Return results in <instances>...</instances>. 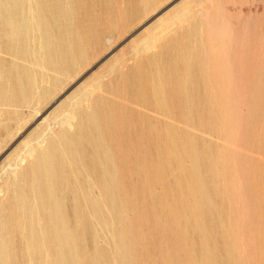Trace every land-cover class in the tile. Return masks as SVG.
Segmentation results:
<instances>
[{"label":"bare ground","instance_id":"1","mask_svg":"<svg viewBox=\"0 0 264 264\" xmlns=\"http://www.w3.org/2000/svg\"><path fill=\"white\" fill-rule=\"evenodd\" d=\"M168 1L0 0V143ZM143 29L20 139L0 264H264L240 226L242 184L264 186V0H180Z\"/></svg>","mask_w":264,"mask_h":264},{"label":"rangeland","instance_id":"2","mask_svg":"<svg viewBox=\"0 0 264 264\" xmlns=\"http://www.w3.org/2000/svg\"><path fill=\"white\" fill-rule=\"evenodd\" d=\"M179 1L180 0H170V1H168L170 4L167 2L165 4V6L163 5L156 12L152 13L153 15L150 14L148 17H146L144 20H142L140 22L141 24L138 23L137 26H135V28L133 27L134 29H131L129 32H127L126 34L122 35L120 37V39L118 38L117 39V42L115 40L112 43V46L107 51H104L103 52V55L99 56L98 59H96L95 61H93V63L91 64V66L93 64L94 65L92 67L89 66V67L85 68L79 74L80 76L78 75L74 79V81H72L67 87H65L61 91V93H59L57 95V97H54L52 99V101H49L40 110L39 114H41L43 116L45 114H48L51 111L50 108L53 107L56 104V102H58L63 96H66L65 94H69L68 92H71L70 90H73L76 87V84L78 86L84 80H86L87 78H89L94 72H96L110 58H112L113 56H115L119 52V50H122V48L125 47L130 40H132L133 38H135L136 36H138L144 30L143 29L144 27L146 28L149 25H151L154 22V20H156V18H158L159 16H161L163 13H165L167 10H169L174 5V3L177 4ZM162 10H163V12H162ZM109 50H111V51H109ZM262 50H264V48ZM107 56H109V57L107 58ZM85 71H87V72H85ZM74 82H75V84H74ZM71 86H72V89H71ZM48 110H50V111L48 112ZM32 115H33V116H31L32 118L30 117L29 120L25 124L22 125L23 127L19 128L17 132H16V130L14 131L12 137L7 138L5 141H3V142L0 143V190L3 189L5 180L11 174V171L10 170L12 168H14V167L16 168V166H18L19 164H22L21 163L22 162L21 159L23 158L24 154L22 153L21 147L19 149V146H20L21 142L31 132H33L36 129H38V127L41 124L40 123L41 122L40 121L41 120L40 119V116L41 115L40 116L39 115H36V114H34V112L32 113ZM36 126H38V127H36ZM20 139L22 141H20ZM253 156H255L256 158L259 157V158H261L264 161V156L256 155V154L255 155L253 154ZM257 179L258 178H256L255 175H251V177H250L251 185H249V184L247 185L246 183H243L242 184L244 186V187L242 186L243 189H244L243 193H245V194H242L244 196V199L243 200H244V203H245L246 208H248V211H247V214L246 215H248V218L251 221V223L249 225H247L248 227H245L244 225H240V226H241V229H244V231H246V233L248 234V236H250L251 238H253V236L255 234H261V233L264 232V219H263V217H264L263 216L264 215L263 214V212H264L263 211V209H264V206H263L264 205V201H263L264 200V193H263L264 192V186L262 185V182L259 179L258 180ZM262 186H263V188H262ZM248 191H249V193H248ZM251 199H252V201H251ZM253 201H255L254 204H253ZM252 207L255 208V211H254V209ZM260 207H261V210L262 211L260 210ZM253 219H254V221H253ZM257 224H261L262 227L261 228H256V226L254 227V225H257ZM256 260H257V256L256 255L254 256V255H249L247 253H244L243 254V260H242L241 264H248V262H250L249 264H257V261Z\"/></svg>","mask_w":264,"mask_h":264}]
</instances>
